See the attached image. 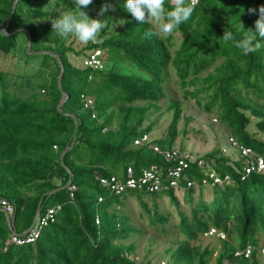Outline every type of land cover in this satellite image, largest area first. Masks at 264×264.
<instances>
[{
  "label": "trees",
  "instance_id": "trees-1",
  "mask_svg": "<svg viewBox=\"0 0 264 264\" xmlns=\"http://www.w3.org/2000/svg\"><path fill=\"white\" fill-rule=\"evenodd\" d=\"M106 3L112 10L103 16L117 17L121 28L80 46L58 36L50 22L75 11L74 0H0V63L17 58V36L27 35L21 53L26 63L37 61L30 76L44 83H20L24 74L0 65V200L14 207L8 220L0 211V264H151L137 263L135 244L126 243L143 234L139 223L175 238V247L164 250L166 264H209L216 249L202 247L201 239L210 230L224 236L217 237L214 264H264V177L244 174L240 151L214 148L196 158L176 187L168 176L174 163L165 157L183 117L182 104L169 96L174 84L184 101L215 115L238 146L264 157L257 136L264 134V40L245 55L222 39L224 31L237 40L250 36L264 0H198L188 22L148 38L151 21L139 24L123 0H92L79 10L98 16ZM171 3L165 0L166 11ZM96 50L101 67L85 66ZM161 101L172 111L166 134L134 145L152 131L148 111ZM127 169L134 178L160 171V184L115 194L99 183L123 182ZM207 169L231 182L212 185ZM57 206L32 242H10ZM247 246L254 249L249 258L237 255Z\"/></svg>",
  "mask_w": 264,
  "mask_h": 264
},
{
  "label": "rangeland",
  "instance_id": "rangeland-1",
  "mask_svg": "<svg viewBox=\"0 0 264 264\" xmlns=\"http://www.w3.org/2000/svg\"><path fill=\"white\" fill-rule=\"evenodd\" d=\"M90 19H98L103 20L102 22L106 24V27L101 30L100 34H98V38L95 42L102 41L108 38L110 35L116 33L122 26L121 20L113 15L110 16H100V15H89ZM64 38V37H63ZM22 39L26 40L24 34L19 33L17 36V50L13 54L17 58L14 60L6 59V62L0 63V65L5 67L6 69H14L13 71L17 74H24L25 76L21 79L20 83L23 81L31 82L32 87L36 88L40 84H44L41 81V78L38 76H30L31 73L36 69L37 61H31L26 63L23 58L22 52ZM73 41L76 45L85 46L86 44L79 42L75 37L69 36V41ZM26 48V46H25ZM3 63V64H2ZM73 65L75 67H79V63L73 60ZM175 78V77H174ZM19 83V82H18ZM27 93V90L25 91ZM25 93V95H26ZM169 96H173V98L182 104L181 113L182 119L177 124L178 137L174 143V150H182V153H187L192 158H198L206 155L211 152L214 148H218L221 150L227 151V154H234L233 148H230L227 140L230 138L228 133L223 130V128L219 125L218 122H214L217 120V117L213 114H207L200 110L195 102L191 99L188 101H184L182 98V90H180L176 84L172 85L169 89ZM171 99V98H169ZM157 110L153 108H149V122H152V131L148 134L150 140H155L163 137L166 134V131L171 123L172 111H168L166 109V105L163 101L157 104ZM187 119L189 121H187ZM149 122L146 123L150 124ZM259 139L264 141V134L257 133ZM230 148V149H229ZM223 150V152H224ZM178 151V152H179ZM51 205V204H48ZM141 230L143 234L139 237H134L132 241L126 242L134 243V255L133 258L137 263H141L149 260L151 264H166L167 258L165 257L164 250H166L169 246L172 248L175 247V238L174 237H162L154 233L152 230L148 229L145 223H142ZM37 227V224L36 226ZM202 247L214 248L216 251L213 253L209 264H214V259L217 254V250L220 249L218 244L217 237L213 236H204L201 239ZM227 264V263H224Z\"/></svg>",
  "mask_w": 264,
  "mask_h": 264
},
{
  "label": "clouds",
  "instance_id": "clouds-1",
  "mask_svg": "<svg viewBox=\"0 0 264 264\" xmlns=\"http://www.w3.org/2000/svg\"><path fill=\"white\" fill-rule=\"evenodd\" d=\"M91 3L92 0H74L75 11L63 10L57 18L50 21L52 31L60 37H75L84 44L95 42L106 24L102 22L103 20L90 19L79 10L86 8ZM164 3L165 0H123L122 5L123 10L130 13L131 17L139 24L151 21L153 27L144 33L145 38H148L155 35L156 31L164 34L172 33L181 24L188 22L198 0H188V2L186 0H172L171 10L168 11L165 10ZM110 10H112L111 5L106 3L99 8L97 14L103 16ZM257 11L259 16L254 21V29L248 30V33H251L250 36L237 40L232 31H224L222 35L225 43H233L245 55L258 50L261 47L260 41L264 40V6H260Z\"/></svg>",
  "mask_w": 264,
  "mask_h": 264
},
{
  "label": "built area",
  "instance_id": "built-area-1",
  "mask_svg": "<svg viewBox=\"0 0 264 264\" xmlns=\"http://www.w3.org/2000/svg\"><path fill=\"white\" fill-rule=\"evenodd\" d=\"M188 2V0H186ZM100 52L99 50L94 51L88 59L85 60V66L91 68H100ZM150 138L148 135H144L141 139L136 140L134 145H141L143 143H148ZM227 143L230 148L236 149L240 151V155L244 158L245 164L243 167V172L245 175H249L251 173H257L264 177V157L256 156L252 153L250 149L243 148L237 145V143L231 137L228 138ZM154 151L158 150L153 148ZM165 157L167 160H171L174 163V167L169 169L168 176L173 180L170 182V186L176 187L177 180L180 178L181 172L187 168L190 162H195L196 158H192L187 153H180L177 150L171 152V154L166 153ZM198 166L202 165L197 162ZM205 175L211 180L212 185H228L231 180L229 176H217L215 173L209 171L208 169L205 172ZM161 172L153 169L144 170L138 178H134L131 169L126 170V176L123 182L116 180V178L111 177L109 179H101L99 183L103 186L114 192L115 194H119L124 192L125 190H133L141 188L142 186H147L149 191L156 190L160 184ZM190 184H187L189 187ZM59 209V207L49 208L45 211L44 215L40 218L35 219L33 228L31 233L24 236H17L14 233L10 235V242L15 245H21L23 243L32 242L37 236L38 231L41 227L45 226L48 222L53 220V216L55 212ZM0 211L6 216L7 220L13 214L14 207L12 204L8 203L5 200H0ZM8 226L10 224L7 222ZM37 224V227H35ZM208 235L219 237L223 239L224 236L220 233H215L214 230H210ZM254 252V249L250 246H247L244 251L238 253L237 255H241L244 258H249L250 255ZM260 255H264V245L259 250Z\"/></svg>",
  "mask_w": 264,
  "mask_h": 264
},
{
  "label": "water",
  "instance_id": "water-1",
  "mask_svg": "<svg viewBox=\"0 0 264 264\" xmlns=\"http://www.w3.org/2000/svg\"><path fill=\"white\" fill-rule=\"evenodd\" d=\"M30 48V43H27V50ZM60 66V72H59V75H58V77H57V81H59V79H60V76L62 75V73H63V68H62V66L61 65H59ZM33 224H34V222H33ZM33 224H32V226H33Z\"/></svg>",
  "mask_w": 264,
  "mask_h": 264
}]
</instances>
